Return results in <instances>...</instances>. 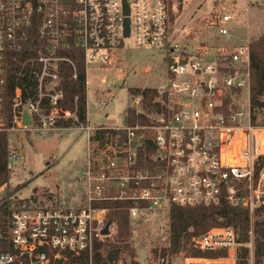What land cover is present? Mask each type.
<instances>
[{
	"label": "built area",
	"instance_id": "1",
	"mask_svg": "<svg viewBox=\"0 0 264 264\" xmlns=\"http://www.w3.org/2000/svg\"><path fill=\"white\" fill-rule=\"evenodd\" d=\"M244 1L246 9H264V0ZM171 13V0H0V137H8L10 170L23 159L12 137L17 132H51L63 129L60 120H78L77 110L62 106L61 63H71L73 78L78 76L67 51L80 52L84 60L87 116L92 89L114 96L113 81L102 75L92 82L88 70L109 68L125 40L165 50L172 59L157 87L160 109L148 115L147 123L78 126L87 134L85 203L14 209L9 221L14 251L0 252V264H79L72 259L82 254L92 262L96 247L117 234L116 222L107 220L110 202H127L133 220L167 214L172 207L227 202L244 205L250 214L264 207V124L252 113L250 34L236 45L201 44L179 53ZM238 23L234 10L213 19L218 36L228 40ZM32 39L39 48L38 96L24 102L17 87L11 113L6 107L10 62ZM92 100L96 106L107 104ZM140 103L137 95L134 105ZM24 112L31 125L23 124ZM239 245L233 226H209L176 254L112 264H236ZM219 251L226 255H206Z\"/></svg>",
	"mask_w": 264,
	"mask_h": 264
},
{
	"label": "rangeland",
	"instance_id": "2",
	"mask_svg": "<svg viewBox=\"0 0 264 264\" xmlns=\"http://www.w3.org/2000/svg\"><path fill=\"white\" fill-rule=\"evenodd\" d=\"M235 4V0H171L172 13L175 16L173 36L179 46L177 52L195 51L201 44L236 45L247 38L248 34L252 42L264 33V9L256 7L246 9L244 0H238L237 6ZM230 10L237 12L239 23L232 30V38L228 40L218 36L213 19L217 14ZM248 22L250 28H247ZM115 54L116 61L109 68L97 69L99 66L93 65L88 70L92 82H96L99 76L103 75L114 84L112 87L114 96L109 98V93L105 96L106 106L94 105L92 100L94 90L90 92L91 123L101 118L100 121L108 126L122 125L128 106L134 105L137 97L130 89L157 88L166 80L164 71L169 62L165 50L149 46L138 47L134 44L133 38H128ZM136 107L140 108V105ZM105 114L109 116L106 117ZM12 137L21 147L23 159L10 170L11 178L8 185L0 187V205L3 202H11L10 205L16 209L21 208L18 202L28 200L29 203L23 207L68 209L85 203L86 184L83 179V172L87 167L85 131L72 125L51 132H17ZM251 215L252 229L253 222L259 217H256L255 213ZM260 218H264V214ZM132 226L135 257L144 260L150 254H163L164 248L169 249L166 213L153 212L142 216L134 220ZM249 235L253 243L250 247L253 257L254 233L252 236Z\"/></svg>",
	"mask_w": 264,
	"mask_h": 264
},
{
	"label": "trees",
	"instance_id": "3",
	"mask_svg": "<svg viewBox=\"0 0 264 264\" xmlns=\"http://www.w3.org/2000/svg\"><path fill=\"white\" fill-rule=\"evenodd\" d=\"M174 14L171 18L174 22ZM36 40L27 45L25 51L14 54L8 70V82L6 83V107L13 111V98L15 89L23 90V101L35 100L38 96V71L36 63L38 55ZM77 66V78H73L74 69L71 63L62 62L60 66V87L64 91L62 106L65 109L77 110L78 120H60L61 128L72 125H86L87 120V96L85 82V64L80 52L67 51ZM168 62L171 57L167 56ZM134 95H141L140 108L135 105L128 106L124 123L134 125L147 123L148 115L158 111L159 104L155 102L158 95L157 88H133ZM251 106L254 120H261L264 124V33L251 42ZM10 169L8 168V137H0V187L8 185L10 181ZM11 202H3L0 205V252H13L14 247L9 236V221L14 208ZM29 201L18 202L21 208ZM110 210L107 220L117 224V234L112 238H106L97 247L92 256V262L88 254H82L72 259L79 264H112L113 262H126L135 256L136 247L132 243L133 219L130 217V205L127 202H110ZM26 206V205H25ZM28 206V205H27ZM264 207L255 212L257 218L252 225L254 233L253 257L251 249L246 244L250 241L251 214L244 205H230L224 202L220 207H172L168 212V239L169 249H163V254L168 252L178 253L184 249L191 236L206 229L209 226H233L237 233V241L240 245L236 249V264H264ZM193 230V231H191ZM102 248L105 250L103 251ZM167 252V253H166ZM209 257L226 255V252H208Z\"/></svg>",
	"mask_w": 264,
	"mask_h": 264
},
{
	"label": "crops",
	"instance_id": "4",
	"mask_svg": "<svg viewBox=\"0 0 264 264\" xmlns=\"http://www.w3.org/2000/svg\"><path fill=\"white\" fill-rule=\"evenodd\" d=\"M235 1H236V0H235ZM237 2H238V0H237ZM93 94H94V98H101V99H105V96L107 95L106 92L95 91V90H94ZM94 98H93V99H94ZM105 116L108 117L109 114H105ZM90 117H91V114L88 112L87 120H88L89 122H91ZM100 119H101V118L97 119V121L94 122V123H99V124H103V125L108 126V125L105 124L103 121H100ZM109 126H110V125H109ZM117 126H118V125H117ZM111 127H112V126H111Z\"/></svg>",
	"mask_w": 264,
	"mask_h": 264
},
{
	"label": "water",
	"instance_id": "5",
	"mask_svg": "<svg viewBox=\"0 0 264 264\" xmlns=\"http://www.w3.org/2000/svg\"><path fill=\"white\" fill-rule=\"evenodd\" d=\"M126 35H129V20L126 21ZM261 120H258V123H260ZM23 124L24 125H31V119L27 112H24L23 114ZM105 234H107V229L104 231Z\"/></svg>",
	"mask_w": 264,
	"mask_h": 264
}]
</instances>
